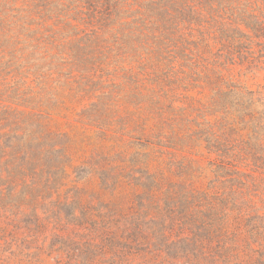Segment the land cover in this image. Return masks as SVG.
Segmentation results:
<instances>
[{"label": "trees", "instance_id": "16d2710c", "mask_svg": "<svg viewBox=\"0 0 264 264\" xmlns=\"http://www.w3.org/2000/svg\"><path fill=\"white\" fill-rule=\"evenodd\" d=\"M253 8L251 0H0V212L38 222L43 203L66 188L72 141L51 124L78 79L91 87L75 98L96 99L86 125L124 128L113 115L119 101L128 122L139 120L125 176L95 164L105 187L133 179L187 241L201 252L213 243L215 264H264V86L235 71L264 37ZM117 75L111 87L129 90L122 100L100 85ZM197 90L208 92L205 104L188 97ZM159 147L172 151L164 169ZM199 149L211 158L205 166L188 158Z\"/></svg>", "mask_w": 264, "mask_h": 264}, {"label": "rangeland", "instance_id": "374dc122", "mask_svg": "<svg viewBox=\"0 0 264 264\" xmlns=\"http://www.w3.org/2000/svg\"><path fill=\"white\" fill-rule=\"evenodd\" d=\"M251 2L255 21L264 24V0ZM231 9H227L228 13L235 19L236 7ZM241 30L252 41L254 33ZM248 47L242 60H237L235 71L243 70L251 84L264 86V37ZM121 80L117 75L104 79L100 85L122 100L130 96L129 90L111 87ZM79 82H70L60 94L62 105L51 124L71 137L67 186L60 196L43 203L38 222L29 220L26 211L19 216L16 212H0V264H215L208 255L213 243L202 242L211 249L201 252L199 241H187L186 234L165 221L164 206L146 202L142 188L133 179L124 180L121 185L105 180L109 185L104 186L95 164L125 176L122 173L130 170L125 152L131 150L132 131L137 129L139 120L134 117V123L128 122V109L120 108L119 101L113 115L119 122L126 120L124 128L109 130L86 125L82 114L96 99L92 95L89 101L75 98L85 88L90 91L89 82ZM197 91L188 97L194 96L205 104L208 92L202 95ZM158 151L162 156L158 166L164 169L172 151L161 147ZM188 158L202 166L211 160L203 149L195 150ZM207 183L200 179L198 187H206Z\"/></svg>", "mask_w": 264, "mask_h": 264}]
</instances>
